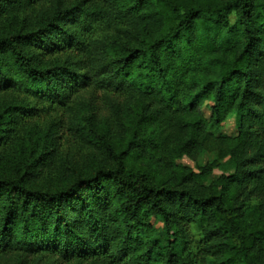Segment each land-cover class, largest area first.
Listing matches in <instances>:
<instances>
[{"label":"trees","instance_id":"16d2710c","mask_svg":"<svg viewBox=\"0 0 264 264\" xmlns=\"http://www.w3.org/2000/svg\"><path fill=\"white\" fill-rule=\"evenodd\" d=\"M0 264H264V0H0Z\"/></svg>","mask_w":264,"mask_h":264},{"label":"rangeland","instance_id":"374dc122","mask_svg":"<svg viewBox=\"0 0 264 264\" xmlns=\"http://www.w3.org/2000/svg\"><path fill=\"white\" fill-rule=\"evenodd\" d=\"M84 104H86V108L89 110L92 109V98L88 95L84 96L83 98ZM205 116H208V111H205ZM216 133L222 134L224 136L233 137L237 133V120L234 115H230L225 122H223L216 130ZM63 155L69 157L70 163H84L85 159L90 158L89 156H84L85 154L79 157H72L74 156V152L72 149H69L68 145L64 146ZM215 158L214 154L208 152H199V153H191L189 155H185L179 160L176 161L177 165L188 167V168H195L198 165H204ZM219 172H216L215 175H218ZM212 177L207 178L206 182L210 181ZM159 227V226H158Z\"/></svg>","mask_w":264,"mask_h":264}]
</instances>
